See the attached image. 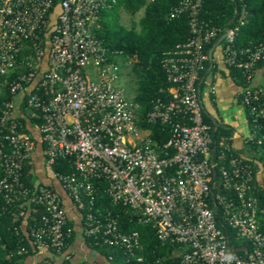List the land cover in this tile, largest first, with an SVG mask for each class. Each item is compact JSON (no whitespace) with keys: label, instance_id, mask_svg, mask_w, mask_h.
I'll return each instance as SVG.
<instances>
[{"label":"built area","instance_id":"built-area-1","mask_svg":"<svg viewBox=\"0 0 264 264\" xmlns=\"http://www.w3.org/2000/svg\"><path fill=\"white\" fill-rule=\"evenodd\" d=\"M115 2L59 0L51 11L52 0H0V96L8 94L0 98V207L13 204L15 219L43 208L39 216H31L28 233L37 253L47 252L49 264H94L76 258L70 247L75 227L68 223L63 193L80 211L81 195L91 203L102 180L113 203L127 205L139 221L154 227L160 241L175 245L178 264H264V229L258 218L264 217V206L252 188L256 170L223 137L219 174L222 186L235 197L212 191V134L202 119L199 83L206 60H215L204 45L218 37L220 27L200 17L203 0H177L169 11L170 17L188 13L190 35L165 51L161 60L171 82V100L157 101L146 115L170 123V137L159 154L149 129L136 123V105L120 82L122 55L111 57L94 32L100 27L101 9ZM237 28L231 22L225 26L214 48H219L225 67H237L244 75L247 84L238 92V101L248 106L256 123L264 121L263 91L251 80L258 63L264 65V37L236 49L232 42ZM208 92H215L213 84ZM37 111L41 123L29 124ZM178 112L184 114L183 121L172 119ZM38 143L44 175L56 180L63 193L37 173L31 185L24 183V165L36 169ZM66 156H72L75 172L53 170L57 159ZM218 203L236 237L249 242V248L237 247L242 255L233 251L228 234L217 225ZM100 215L90 207L81 213L83 238L99 233L104 242L129 250L139 247L137 231L123 232L108 213ZM24 252V246L16 250ZM136 264L152 263L138 257Z\"/></svg>","mask_w":264,"mask_h":264},{"label":"trees","instance_id":"trees-1","mask_svg":"<svg viewBox=\"0 0 264 264\" xmlns=\"http://www.w3.org/2000/svg\"><path fill=\"white\" fill-rule=\"evenodd\" d=\"M58 1L52 0L51 11L54 10ZM176 1L116 0L115 3L101 9L100 27L94 30L95 34L108 48L111 57L116 54L122 55L121 65L123 68L128 65L126 61L132 58L129 63H131L132 71L136 74L135 87L132 89L133 92L130 97L127 96V89H124L127 98L136 105V123L149 129L151 145L159 154H162L165 150L164 144L170 137V123L148 120L146 115L157 101L168 103L171 100V94L168 91L171 82L167 79L161 60L165 51L172 48L175 43L187 39L190 35L189 15L187 12L180 13L174 17L169 16V11ZM235 2L238 10L235 20L231 23L232 25L238 24V28L234 35L232 47L241 49L248 45L258 44L264 37V0H203L199 12L200 17L207 20L211 25L220 27V31L217 34L219 36L234 14ZM141 8H143V13L139 18V28L134 26L127 27L120 22V12L122 10L135 14ZM241 14H244L243 22L238 23V16ZM215 39L216 37L204 45L206 52H208ZM211 56H213V51ZM260 65L263 64L259 62L258 66ZM214 68L213 60H206L205 69L201 72V75H204L207 69L212 71ZM226 70L236 84L241 87L246 86L247 82L239 68L231 65L226 66ZM123 72L124 70H122ZM120 82L122 84V77ZM202 83L203 79L200 81L199 86ZM257 87L260 88V86ZM3 96L8 97V94L3 93L0 98ZM260 100L259 103H261ZM244 109L247 117L248 133L252 132L253 134L250 139H247V136L244 139V145L250 149L252 154L251 157H245L256 170L258 162L256 163L254 159L259 161L261 166L264 167V121L259 120L254 123L249 114L248 106H245ZM184 117L182 112H178L175 116H172V119L183 121ZM20 119H23V117H20ZM202 119L210 126L212 134L211 145L215 146L214 164L216 175L211 181L212 191L214 195L220 194L226 198H234V191L222 186L219 174V165L223 162L221 154L223 148L219 142L223 137L228 144L233 145V129L230 125L223 123L218 117L210 115L204 107L202 108ZM41 121L39 112L38 115L29 118V124L32 122L41 123ZM258 139H260V142H257ZM168 149L170 152L172 151L171 148L168 147ZM232 151L243 154L237 148H233ZM53 170L65 173L75 172L72 165V156L58 158L53 165ZM35 173L36 169L33 164H25L23 168L24 183L31 185L36 179ZM252 188L258 198L259 205L264 206V186L257 185L256 177L252 181ZM81 198L84 202L80 210L82 214L90 207L91 211L100 218L103 217L100 213H108L116 220L121 231L128 233L132 231L138 232L140 245L131 250L119 244L104 242L98 237L99 233L96 236L84 237L86 245L103 255L109 264H136L138 257L152 264H178L179 255L174 250L175 245L160 241L156 237L154 227L150 223L139 221L137 214L127 205L113 203L105 193L104 181L100 180L96 183L91 203L84 194L81 195ZM208 201L211 206H214L211 198ZM215 208L218 227L228 234L230 244L234 247L233 251L242 255L243 250L237 247L245 245L246 248H249V242L246 240L240 241L236 237L235 230L223 216L222 205L220 203L215 204ZM14 209L13 204H5L3 208L0 207V264H28L26 260L37 253V247L31 243L32 238L28 232L32 223L31 216L33 214L39 216L43 208L39 207L36 213L30 212L29 215L16 219L13 215ZM258 218L260 228L264 229V217L260 215ZM68 223L73 224L71 220H68ZM74 236L75 232H72L71 237L68 238L70 247L73 244ZM21 246L26 247L27 252L17 254L16 250ZM93 263L99 264L94 261ZM32 264H36V261ZM40 264H49L46 261V257L40 259Z\"/></svg>","mask_w":264,"mask_h":264},{"label":"crops","instance_id":"crops-1","mask_svg":"<svg viewBox=\"0 0 264 264\" xmlns=\"http://www.w3.org/2000/svg\"><path fill=\"white\" fill-rule=\"evenodd\" d=\"M213 56L215 58L214 64L215 68L212 71L208 69L203 75V83L200 86L201 100L204 109L212 116L218 117L223 123L230 125L233 129L232 132V143L237 149H240L244 156L251 157V151L244 145V139L248 134L247 117L244 107L238 101V92L242 87L233 80L228 74L226 67L219 60L220 50L218 47L213 49ZM253 85L260 86L263 91V103H264V65L258 66L253 73L251 80ZM213 84L215 87V92H208V86ZM35 166L36 173L38 177L43 180L51 181L60 190L59 184L54 179H49L44 175V169L42 166V156H41V146L38 143L36 147L35 155ZM257 163L256 171V182L259 186H264V167L261 166L260 162L254 159ZM63 193V191L61 190ZM64 204L67 208V212L70 220L75 227V236L72 244L73 251L76 258H86L89 261H94L99 264H109L107 259L99 254L94 249L86 245L83 236L81 235V212L73 204L70 197L63 193ZM46 257L48 258L47 252L35 253L29 257L26 262L32 264L40 262V259Z\"/></svg>","mask_w":264,"mask_h":264},{"label":"rangeland","instance_id":"rangeland-1","mask_svg":"<svg viewBox=\"0 0 264 264\" xmlns=\"http://www.w3.org/2000/svg\"><path fill=\"white\" fill-rule=\"evenodd\" d=\"M143 13V8L139 9L135 14H130L125 11L120 12V22L126 25L127 27L134 26L139 28V18ZM124 72L122 73V85L127 89V96L130 97L132 94V89L135 87L136 74L131 69V63L128 62L127 67L123 68Z\"/></svg>","mask_w":264,"mask_h":264},{"label":"water","instance_id":"water-1","mask_svg":"<svg viewBox=\"0 0 264 264\" xmlns=\"http://www.w3.org/2000/svg\"><path fill=\"white\" fill-rule=\"evenodd\" d=\"M237 11V4L235 2V7H234V14L233 16L229 19V21L227 22L228 26L230 24V22H232L234 20L235 14ZM225 35V30L214 40V42L212 43V45L209 47L208 49V54L211 55L212 49L214 48V46L224 37ZM215 129V128H214ZM215 146L212 147V152H214ZM216 210V209H215Z\"/></svg>","mask_w":264,"mask_h":264}]
</instances>
